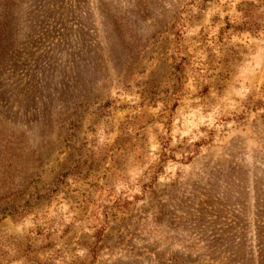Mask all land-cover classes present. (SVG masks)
<instances>
[{"label":"rangeland","instance_id":"374dc122","mask_svg":"<svg viewBox=\"0 0 264 264\" xmlns=\"http://www.w3.org/2000/svg\"><path fill=\"white\" fill-rule=\"evenodd\" d=\"M0 264H264V0H0Z\"/></svg>","mask_w":264,"mask_h":264}]
</instances>
